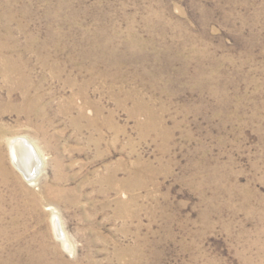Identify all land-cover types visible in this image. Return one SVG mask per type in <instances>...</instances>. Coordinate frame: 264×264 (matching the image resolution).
<instances>
[{
	"label": "rangeland",
	"instance_id": "1",
	"mask_svg": "<svg viewBox=\"0 0 264 264\" xmlns=\"http://www.w3.org/2000/svg\"><path fill=\"white\" fill-rule=\"evenodd\" d=\"M96 106L115 125L102 157L72 125ZM17 138L41 157L33 185ZM0 147V262L264 264V0H0Z\"/></svg>",
	"mask_w": 264,
	"mask_h": 264
},
{
	"label": "bare ground",
	"instance_id": "2",
	"mask_svg": "<svg viewBox=\"0 0 264 264\" xmlns=\"http://www.w3.org/2000/svg\"><path fill=\"white\" fill-rule=\"evenodd\" d=\"M20 83L22 84V82ZM41 100H42L41 95L33 96L31 94L30 88L29 89L24 88L23 89V102L20 107V112L26 115H33L34 113L41 115L43 111L42 110L40 111L38 109L41 106L40 105ZM90 104L91 103L87 101V105H90ZM96 107H94L97 111L95 117L88 118L84 115L83 112H81L77 118L72 120V125L77 128V131L79 134L83 132L85 127L93 130V136L91 137L90 142H88V144L94 145L96 147L99 157H102L104 154L101 152L100 148H101L102 141H103L104 126L105 128L115 130V125L111 124V119L104 118L102 115L103 112L101 113L102 110L98 106ZM100 118L104 119L103 124L101 123V121H99ZM85 120L87 124L86 125L81 124V121H85ZM145 125L154 126L157 129H162V126L161 125L158 126V124L155 122V120L151 116H149V119ZM93 137H96V138H93ZM9 145H10V149H11V153L13 157V162L15 163L16 168L22 173V175L29 182L32 183V185L35 184L37 176L40 175L39 173L42 169V162L40 160L41 159L40 155H37L36 153V148L33 145V142L28 138H17V139L10 140ZM119 170L120 168L118 166L112 167L111 169L108 170L107 174L98 176L97 182L102 186L104 185L107 186L106 188H103L104 192L108 193V192L118 190L119 185H117V181H118ZM135 175H136L135 171H132L130 177H135ZM8 178H9V170L5 164L4 155L0 147V180H2L4 184H7ZM69 178L70 176H66L63 179H61L62 180L61 182L62 183L67 182ZM59 190H62V189H59ZM63 191L65 192L66 190H63ZM70 193H71V190L68 191V194ZM39 199H42L43 201H45L44 200L45 198L43 196L41 197V195H39ZM4 201H5V198L0 196V204H3ZM14 211L15 212L21 211L25 213L30 212V211L35 212L32 204L29 205L28 203L27 205L22 204L21 207H18L17 209L15 208ZM2 212H3V209H2ZM52 216H53L52 220H53L55 232L58 235V237L62 240L63 247L65 248V250L67 249L71 250L72 243L69 240V237L67 236V234L64 232L63 224L61 222L62 220L59 217L55 209H52ZM0 264H6V263L0 262Z\"/></svg>",
	"mask_w": 264,
	"mask_h": 264
}]
</instances>
